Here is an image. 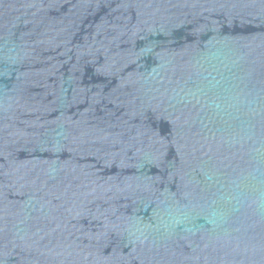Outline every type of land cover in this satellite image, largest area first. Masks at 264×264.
Instances as JSON below:
<instances>
[{
    "label": "water",
    "instance_id": "95a60500",
    "mask_svg": "<svg viewBox=\"0 0 264 264\" xmlns=\"http://www.w3.org/2000/svg\"><path fill=\"white\" fill-rule=\"evenodd\" d=\"M0 264H264V0H0Z\"/></svg>",
    "mask_w": 264,
    "mask_h": 264
}]
</instances>
